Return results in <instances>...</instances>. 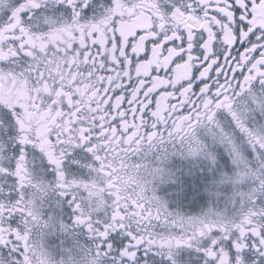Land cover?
<instances>
[{
  "label": "snow or ice",
  "instance_id": "snow-or-ice-1",
  "mask_svg": "<svg viewBox=\"0 0 264 264\" xmlns=\"http://www.w3.org/2000/svg\"><path fill=\"white\" fill-rule=\"evenodd\" d=\"M0 264H264V0H0Z\"/></svg>",
  "mask_w": 264,
  "mask_h": 264
}]
</instances>
